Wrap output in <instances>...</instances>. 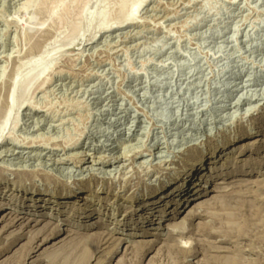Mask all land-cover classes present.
I'll use <instances>...</instances> for the list:
<instances>
[{
	"label": "rangeland",
	"instance_id": "obj_1",
	"mask_svg": "<svg viewBox=\"0 0 264 264\" xmlns=\"http://www.w3.org/2000/svg\"><path fill=\"white\" fill-rule=\"evenodd\" d=\"M228 142L225 191L151 237L173 210L144 197ZM1 189L50 215L0 231V264H264V0H0ZM66 190L88 201H42Z\"/></svg>",
	"mask_w": 264,
	"mask_h": 264
},
{
	"label": "bare ground",
	"instance_id": "obj_2",
	"mask_svg": "<svg viewBox=\"0 0 264 264\" xmlns=\"http://www.w3.org/2000/svg\"><path fill=\"white\" fill-rule=\"evenodd\" d=\"M140 5L136 6V8L131 13V16L138 10ZM106 18V17H105ZM130 18L128 17L125 22H127V25L130 24ZM104 22V21H103ZM101 23L99 25V29L101 31H107L109 29L108 26H106L105 23ZM124 23V22H123ZM99 24V23H98ZM96 27V26H95ZM98 27V26H97ZM96 30V31H98ZM100 32V31H99ZM255 142L247 143L243 146L238 147V153L237 156L231 158V159H238V157L241 155V153L246 150L249 146L253 145ZM232 145L228 143H223L220 146H217L212 152H210L209 159H205V157L202 154H197L191 158H189L182 170L179 172L176 178V182L174 184H171V186L167 189V186H163L161 188V192L155 191L154 193L150 194L143 199V203L145 201H148V210L144 214V216H152V213L154 214V211L156 209L155 205H157L158 202L161 204H167L171 205L172 212L166 213L165 211H162L160 209L159 214L156 218V222L154 223L155 227H157L155 230H153L149 235L151 237H156L158 234H156L159 227L165 228L171 232H175L177 227L183 224V218H181L183 215L184 217H187L189 215H192L193 217H198L199 212L202 211L201 209L203 206H205L207 203H209L211 200H214L216 197L211 196L212 194L217 193H223L225 190L224 188H220L221 183L214 182V179L218 176L216 175V167L214 165L216 164V159L218 158L219 154L224 153V155H230ZM226 152V153H225ZM229 152V153H227ZM225 158V157H224ZM230 159L229 157L223 159L222 166H227L228 162L226 160ZM209 164V172L206 173L207 166ZM220 169V168H219ZM218 169V170H219ZM200 172L198 173V171ZM33 173V172H32ZM223 173V172H222ZM220 174V176H223V174ZM224 177V176H223ZM17 179V178H16ZM26 179V178H25ZM192 180V182H191ZM12 189V188H11ZM5 189L0 190V196L5 194ZM77 190H66L63 192H52L45 197L48 199L42 200L43 202L49 201L51 204L55 203L56 206L62 205V204H69L71 206L76 205V202L73 200L77 199L79 201H86V196H78ZM80 195V194H79ZM146 198V199H145ZM152 199H155V201H152ZM207 199V200H204ZM59 201H63V203H60ZM88 201V200H87ZM151 201V202H150ZM78 203V202H77ZM80 205V204H79ZM77 206V205H76ZM7 207L6 204L0 202V210L2 208ZM6 210V209H5ZM19 212V213H18ZM152 212V213H151ZM52 214V213H51ZM30 212L29 216H33ZM38 215V214H37ZM50 212L48 213H39V219L34 220L31 218L25 217L26 215L23 214L21 211H17L16 209H7L6 211L0 212V231H7L6 229L11 228H30L32 227L31 224L34 223L35 225L32 228H36L41 225L42 218L44 216H49ZM166 215H170L172 219L180 220L179 223H169L167 220H164ZM153 215L152 217H154ZM154 220H148L149 224ZM44 222V221H43ZM46 222H48L46 220ZM98 222V221H97ZM100 222V221H99ZM141 224L138 227V230L142 232H146L149 227H151L149 224H146V221L141 220ZM101 223V222H100ZM50 225V223L48 222ZM48 224H45L42 226V229H46L48 227ZM98 224V223H95ZM64 230L60 229V226H54V229L51 230V233L54 232L53 235H51L48 239L43 240L40 246L42 247L45 243L52 242L55 238L60 236V233ZM65 234H70L71 232L68 230H65ZM1 234V233H0ZM99 238V235H95V239ZM132 238H135L134 234H129L126 238H118V246L120 244H125L126 251L134 249V244L137 245V247H140L142 244L150 243V242H136L135 240H132ZM87 241V239H86ZM36 244V243H35Z\"/></svg>",
	"mask_w": 264,
	"mask_h": 264
}]
</instances>
